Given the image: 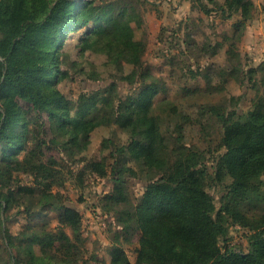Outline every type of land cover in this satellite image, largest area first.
<instances>
[{
	"label": "trees",
	"instance_id": "16d2710c",
	"mask_svg": "<svg viewBox=\"0 0 264 264\" xmlns=\"http://www.w3.org/2000/svg\"><path fill=\"white\" fill-rule=\"evenodd\" d=\"M53 1L48 6V1L42 0L38 15L28 11L27 0H0V211L17 196L38 193L42 207L57 212L59 226L71 229L75 241L80 240L79 209L54 191L62 184L59 166L66 169L65 162L46 159L41 142L34 138L35 146L27 148L28 117L18 109L15 98H19L52 114L51 130L58 138H67L59 147L70 158H76V149L88 148L92 132L100 126H115L128 135L127 143L115 147L108 157H81L85 165L75 175L82 181L87 170L100 177L115 176L117 184L105 199L117 206L115 221L123 231L140 233L135 264H264V63L245 71L231 39L226 51L231 67L227 73L235 79L241 74L245 84L256 82L254 75L260 72L263 89L247 111H229L220 105L201 108L200 115L214 114L222 129L219 146L224 152L216 158L212 175L205 153L185 142V125L191 117L172 101L156 103L166 85L144 66L146 45L133 38L125 19L111 8L114 3ZM220 10L224 18L236 14L245 22L253 17L255 3L224 0ZM101 21L104 24H99ZM90 24H98L91 30L96 36L93 45L101 43L100 49L116 55V62L131 63L133 70L123 78L137 86L122 95L113 81L91 93L88 110L52 86L56 54L46 64L23 51L54 54L67 32ZM217 52L214 49L212 55ZM18 146L27 148L23 158L16 156ZM122 170L124 176L117 178ZM68 172L74 174L70 169ZM14 173L33 176V184L13 186L17 182ZM126 175L145 183L139 198L131 195ZM226 177L231 182L217 207L208 191L209 181L222 183ZM236 224L250 232L246 252L222 245L229 240L230 226ZM13 237L0 213V246L9 255L4 264H57L50 258L44 260L32 247L20 245L18 252L28 256L24 261L15 254L17 238ZM57 251L71 259L69 263L79 253L70 240H63ZM111 264L132 263L126 250L114 245Z\"/></svg>",
	"mask_w": 264,
	"mask_h": 264
},
{
	"label": "rangeland",
	"instance_id": "374dc122",
	"mask_svg": "<svg viewBox=\"0 0 264 264\" xmlns=\"http://www.w3.org/2000/svg\"><path fill=\"white\" fill-rule=\"evenodd\" d=\"M41 1L27 0L28 11L39 15L37 8L41 6ZM47 1L48 6L55 2ZM85 1L104 5L114 3L111 8L125 19L133 38L145 43L144 66L156 77L162 78L166 85V90L157 96L156 103L172 101L191 117L192 120L185 125V142L205 153L208 172L213 175L215 160L224 152L219 146L222 129L214 114L200 115V111L209 105H220L229 111H247L257 93L263 89L260 72L254 75L256 82L245 84L241 82V74L235 79L227 73L231 67L226 51L233 39L245 71L264 63V0H253V17L245 22L236 14L231 18L223 17L220 7L224 0ZM99 24L104 23L101 21ZM96 26L98 24L77 26L67 32L54 54L39 53L33 49L23 51L26 56L46 64H50L56 54L52 86L88 110L91 108L88 99L91 93L113 81L117 82L122 95H127L137 86L123 78L133 70L131 63L127 60L116 62V55H109L106 50L100 49L101 43L93 45L96 36L91 30ZM214 49L218 51L216 55H212ZM262 58L263 61L258 64ZM15 101L18 109L28 117L27 148L35 146L34 138L35 142H41L46 159L54 157L65 162L66 169L59 166L63 174L62 184L55 186L54 191H59L67 203L77 207L82 215L81 236L76 242L71 229L59 226V214L51 207H42L38 193L17 196L16 201L7 208L1 207L0 211L10 234L17 238L13 246L15 254L23 260L27 259L25 252H18V247L24 245L32 247L44 260L50 258L57 264H111L112 248L117 245L126 250L131 263L135 264L140 233L135 229L123 231L115 221L117 206L105 199L117 184L115 176L100 177L87 170L82 181L75 175L85 165L80 161L81 157L98 160L108 157L115 147L127 143L128 135L115 126H100L92 132L88 148L84 151L76 149V158H70L59 147L67 138H58L51 130L52 114L19 98ZM19 148L21 146H18L16 156L23 158L27 148ZM2 157L0 151V159ZM128 165L136 167L134 163ZM69 169L74 174L69 173ZM123 176L124 171L116 177ZM14 177L17 182L13 186L16 183L33 184L31 175L14 173ZM125 179L133 198H139L144 193L145 183L128 175ZM261 179L264 190V175ZM230 182L228 177L222 183L210 179L208 191L217 207H220L225 186ZM1 192L0 188V195ZM249 234L248 229L231 225L229 240L222 241V245L246 252ZM63 240H70L76 246L79 253L75 261L69 263L71 259L58 253ZM0 247V264H4L9 255L4 246Z\"/></svg>",
	"mask_w": 264,
	"mask_h": 264
},
{
	"label": "crops",
	"instance_id": "0c3cea01",
	"mask_svg": "<svg viewBox=\"0 0 264 264\" xmlns=\"http://www.w3.org/2000/svg\"><path fill=\"white\" fill-rule=\"evenodd\" d=\"M262 61H263V58L260 61H258L259 62L258 64H260ZM256 66H258V65H256Z\"/></svg>",
	"mask_w": 264,
	"mask_h": 264
}]
</instances>
